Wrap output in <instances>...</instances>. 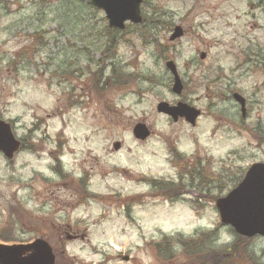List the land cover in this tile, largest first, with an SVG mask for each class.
<instances>
[{"label":"rangeland","instance_id":"374dc122","mask_svg":"<svg viewBox=\"0 0 264 264\" xmlns=\"http://www.w3.org/2000/svg\"><path fill=\"white\" fill-rule=\"evenodd\" d=\"M88 1L0 0V119L24 141L0 152V243L43 239L56 264H264V237L238 239L216 207L264 163V0H147L160 25L113 33ZM160 102L201 115L175 122Z\"/></svg>","mask_w":264,"mask_h":264},{"label":"water","instance_id":"95a60500","mask_svg":"<svg viewBox=\"0 0 264 264\" xmlns=\"http://www.w3.org/2000/svg\"><path fill=\"white\" fill-rule=\"evenodd\" d=\"M144 1L90 0V3L104 11L110 27L124 29L128 22L142 23ZM184 32L182 26H176L170 40L182 37ZM204 57L205 54L202 53V58ZM166 65L174 76L173 91L182 93L183 84L175 63L170 60ZM233 97L240 104L242 116L246 117V98L239 93H234ZM157 110L171 116L174 121L183 117L192 125L196 124L201 114L199 109L182 102L177 105L160 102ZM133 134L136 138L144 140L151 135V130L145 123L138 122ZM120 146V143L114 145L115 149ZM20 147L21 142L15 137L11 124L0 120V152L7 159H13ZM216 206L222 223L232 226L238 234L248 238L264 236V163L252 164L242 181L227 195L217 199ZM0 264H55V255L51 246L43 239L11 245L0 243Z\"/></svg>","mask_w":264,"mask_h":264},{"label":"trees","instance_id":"16d2710c","mask_svg":"<svg viewBox=\"0 0 264 264\" xmlns=\"http://www.w3.org/2000/svg\"><path fill=\"white\" fill-rule=\"evenodd\" d=\"M145 4H147V0L145 1V3H144V5ZM88 5H90L91 6V3H90V1H88ZM143 5V6H144ZM146 8H148V4H147V6H146ZM144 12H145V14H144ZM149 11L147 10V12L144 10V8H143V22L141 23V24H145V25H148L150 28H154V26H158V25H160L161 24V22H158V18H156L157 19V21H156V19H155V17H154V15L157 13V10L155 9L154 10V12H153V14L152 15H148L149 13H148ZM140 24V25H141ZM157 24V25H156ZM154 25V26H153ZM109 29H110V31L113 33V32H117V31H119V30H117V29H115V28H111V27H109ZM143 36H146V34H145V31L143 32ZM246 63H248V62H250V58L247 56V59H246V61H245ZM258 62V61H257ZM98 76V74L97 73H93L92 74V77L93 78H96ZM125 77H127V76H125ZM94 83H95V81H93ZM118 82L120 83V84H124L125 83V78H123V76H120V77H118ZM95 84H97V83H95ZM175 155L177 156V158H178V162L176 163V165H177V167H178V169H179V171L183 174L184 172H186V171H184L183 169V166H182V164H184V158L180 155V154H178V153H175ZM200 167H201V165H200ZM201 169H202V167H201ZM187 172H189L190 173V171H187ZM193 177V176H192ZM199 178H200V176H199ZM220 178H222V176H220ZM151 180V182H152V184H154V186L156 187V188H159V189H161V188H167V186H168V184L165 182V181H156V180H154V179H150ZM174 187V186H173ZM173 187H172V189H173ZM182 190V189H181ZM179 194V192H178V190H177V192L176 193H174V194H172V196L173 195H176V194ZM92 196H93V194H91ZM180 195V194H179ZM237 238L238 239H242V240H245V237H242V236H240V235H237ZM168 242H170V240H168V239H166V241L164 242L165 244L166 243H168ZM159 248H160V246H159ZM213 255H215V257H213V258H211L210 260V262H213L212 264H221L222 262H223V260H224V258H223V253H221V252H216L215 251V253L213 254Z\"/></svg>","mask_w":264,"mask_h":264},{"label":"flooded vegetation","instance_id":"af4514ba","mask_svg":"<svg viewBox=\"0 0 264 264\" xmlns=\"http://www.w3.org/2000/svg\"><path fill=\"white\" fill-rule=\"evenodd\" d=\"M89 179L87 178V179H81V180H79V181H76V183H78L79 184V192H80V187L81 186H83L85 189H87V187H88V182L90 181H88ZM75 182V181H74ZM64 187L65 188H67V184H65L64 185ZM76 193H77V188L75 187V190H74ZM85 192H86V190H85ZM80 196H81V192H80ZM72 206V205H71ZM64 227H71V225L70 224H65V226ZM69 232H71V231H69ZM69 232L67 233V232H65L66 234H68L69 235Z\"/></svg>","mask_w":264,"mask_h":264},{"label":"clouds","instance_id":"9594fccd","mask_svg":"<svg viewBox=\"0 0 264 264\" xmlns=\"http://www.w3.org/2000/svg\"><path fill=\"white\" fill-rule=\"evenodd\" d=\"M46 155V154H45Z\"/></svg>","mask_w":264,"mask_h":264}]
</instances>
